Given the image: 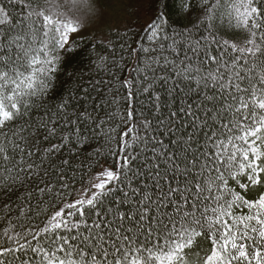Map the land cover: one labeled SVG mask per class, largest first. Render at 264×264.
Here are the masks:
<instances>
[{
	"label": "snow or ice",
	"instance_id": "1",
	"mask_svg": "<svg viewBox=\"0 0 264 264\" xmlns=\"http://www.w3.org/2000/svg\"><path fill=\"white\" fill-rule=\"evenodd\" d=\"M79 3L0 0V264H264V0Z\"/></svg>",
	"mask_w": 264,
	"mask_h": 264
},
{
	"label": "rangeland",
	"instance_id": "2",
	"mask_svg": "<svg viewBox=\"0 0 264 264\" xmlns=\"http://www.w3.org/2000/svg\"><path fill=\"white\" fill-rule=\"evenodd\" d=\"M142 2L143 0H95L94 3H90L89 0H80L75 14L91 25L88 32L80 35H96L112 23L131 19L139 20ZM192 264H197V261L192 260Z\"/></svg>",
	"mask_w": 264,
	"mask_h": 264
},
{
	"label": "trees",
	"instance_id": "3",
	"mask_svg": "<svg viewBox=\"0 0 264 264\" xmlns=\"http://www.w3.org/2000/svg\"><path fill=\"white\" fill-rule=\"evenodd\" d=\"M177 18H179L182 13L181 12H178L175 8L172 10ZM96 35L95 34H90V35H80V46L81 48H84V49H88L89 51H91V43L93 40H96ZM83 59H87V57H83V58H73L70 66L66 69L68 75H71L72 73L76 72L82 62H83ZM258 194H264V192H261L260 189H257L256 190ZM211 246V245H209ZM191 259L193 261H197V264H202V260H201V255H200V252L198 250H193L192 251V254H191Z\"/></svg>",
	"mask_w": 264,
	"mask_h": 264
}]
</instances>
